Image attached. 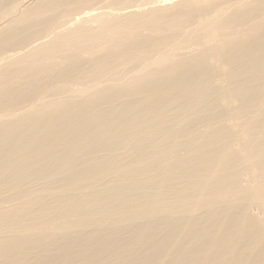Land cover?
Wrapping results in <instances>:
<instances>
[{
  "label": "bare ground",
  "instance_id": "1",
  "mask_svg": "<svg viewBox=\"0 0 264 264\" xmlns=\"http://www.w3.org/2000/svg\"><path fill=\"white\" fill-rule=\"evenodd\" d=\"M93 1L0 0V264H264V0Z\"/></svg>",
  "mask_w": 264,
  "mask_h": 264
},
{
  "label": "rangeland",
  "instance_id": "2",
  "mask_svg": "<svg viewBox=\"0 0 264 264\" xmlns=\"http://www.w3.org/2000/svg\"><path fill=\"white\" fill-rule=\"evenodd\" d=\"M136 2H139V1H136ZM104 3V1L103 0H95V1H93V3L92 4H97V5H93L94 6V8L91 10V12H98L97 10H104V8L102 7V4Z\"/></svg>",
  "mask_w": 264,
  "mask_h": 264
}]
</instances>
